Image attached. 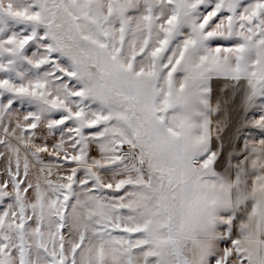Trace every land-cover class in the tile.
Instances as JSON below:
<instances>
[{"label":"snow or ice","instance_id":"1","mask_svg":"<svg viewBox=\"0 0 264 264\" xmlns=\"http://www.w3.org/2000/svg\"><path fill=\"white\" fill-rule=\"evenodd\" d=\"M0 264H264V0H0Z\"/></svg>","mask_w":264,"mask_h":264}]
</instances>
